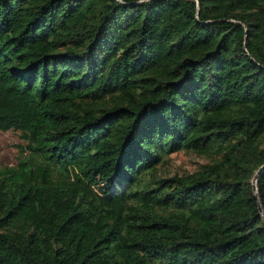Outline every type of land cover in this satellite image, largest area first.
Listing matches in <instances>:
<instances>
[{
    "label": "trees",
    "instance_id": "1",
    "mask_svg": "<svg viewBox=\"0 0 264 264\" xmlns=\"http://www.w3.org/2000/svg\"><path fill=\"white\" fill-rule=\"evenodd\" d=\"M0 130V264H264V0H0Z\"/></svg>",
    "mask_w": 264,
    "mask_h": 264
},
{
    "label": "rangeland",
    "instance_id": "2",
    "mask_svg": "<svg viewBox=\"0 0 264 264\" xmlns=\"http://www.w3.org/2000/svg\"><path fill=\"white\" fill-rule=\"evenodd\" d=\"M21 132L0 130V167L15 166L19 158V146H25ZM209 157L189 151H179L169 155L168 163L162 169V175L183 174L197 170L209 161Z\"/></svg>",
    "mask_w": 264,
    "mask_h": 264
},
{
    "label": "water",
    "instance_id": "3",
    "mask_svg": "<svg viewBox=\"0 0 264 264\" xmlns=\"http://www.w3.org/2000/svg\"><path fill=\"white\" fill-rule=\"evenodd\" d=\"M263 170H264V164L260 167V169L258 170V172L255 175V178L253 180V186H254L255 194L257 197H258L257 180H258V177L260 176V174L263 172ZM259 209L264 213L261 204H259Z\"/></svg>",
    "mask_w": 264,
    "mask_h": 264
}]
</instances>
